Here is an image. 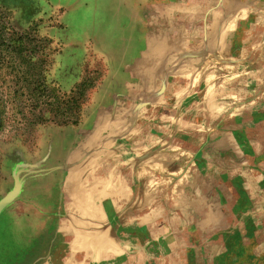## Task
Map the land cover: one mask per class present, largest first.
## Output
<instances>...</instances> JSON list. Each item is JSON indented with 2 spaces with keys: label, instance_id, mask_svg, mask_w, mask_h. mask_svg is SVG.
Masks as SVG:
<instances>
[{
  "label": "rangeland",
  "instance_id": "374dc122",
  "mask_svg": "<svg viewBox=\"0 0 264 264\" xmlns=\"http://www.w3.org/2000/svg\"><path fill=\"white\" fill-rule=\"evenodd\" d=\"M71 152L81 215L22 260V189ZM0 264H264V0H0Z\"/></svg>",
  "mask_w": 264,
  "mask_h": 264
},
{
  "label": "crops",
  "instance_id": "0c3cea01",
  "mask_svg": "<svg viewBox=\"0 0 264 264\" xmlns=\"http://www.w3.org/2000/svg\"><path fill=\"white\" fill-rule=\"evenodd\" d=\"M80 154L81 152L79 153V157ZM123 154L129 155L130 153H125L120 150L118 158H121ZM72 155V152L67 155L63 170H55L54 168L52 171L47 172L46 176L42 177V181L36 182V180H32L31 184H29L31 186L26 185L25 188L23 187L22 189L21 205H17L21 206V208L19 207L17 209L14 223L16 228L14 231L15 241L17 242L18 248L21 246V249L18 250V257L20 258V256L23 255L24 257L22 260L25 258H29L30 261L38 259L40 257V253L43 252L46 246L48 247L56 244L59 239L67 237L69 223L75 220L74 217L77 214L81 215L78 211L79 206L71 200V194L67 188L71 168L74 167L72 164ZM135 156L136 154H133V156L128 158L127 161H136ZM80 158L82 159V157ZM120 158L118 160H120ZM146 158L149 159L150 157L148 158L147 156ZM144 160L146 159L141 158L142 162ZM141 161L139 159V162ZM48 164H50V159ZM98 164L99 165H97V167L105 165L104 163L99 162ZM126 164L127 166L117 164L118 169H122V171L128 169V173L131 174L138 173L137 166H133L134 168L129 171V165L128 163ZM123 167H126V169ZM139 168H141L139 169L140 171L143 170L145 172L144 169H146V165L144 167L139 166ZM149 168L151 169L152 166L150 165ZM58 175L61 176L60 181L56 180L57 177H59ZM127 180L126 181L128 183L131 178H127ZM132 183H134V181H132ZM129 187L132 188L133 186ZM101 189L103 190V187L100 186L93 189V196L91 195L90 197L91 206L97 207L99 204L98 201H101V207L103 208L104 199L103 192L100 193Z\"/></svg>",
  "mask_w": 264,
  "mask_h": 264
},
{
  "label": "trees",
  "instance_id": "16d2710c",
  "mask_svg": "<svg viewBox=\"0 0 264 264\" xmlns=\"http://www.w3.org/2000/svg\"><path fill=\"white\" fill-rule=\"evenodd\" d=\"M87 89L84 85L75 88L73 95L67 98V126H75L79 123L82 101Z\"/></svg>",
  "mask_w": 264,
  "mask_h": 264
}]
</instances>
